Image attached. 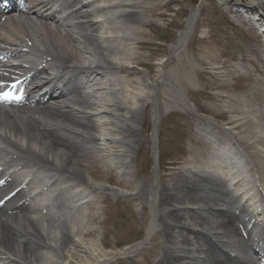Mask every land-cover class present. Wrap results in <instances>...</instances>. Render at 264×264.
<instances>
[{
    "label": "bare ground",
    "instance_id": "1",
    "mask_svg": "<svg viewBox=\"0 0 264 264\" xmlns=\"http://www.w3.org/2000/svg\"><path fill=\"white\" fill-rule=\"evenodd\" d=\"M128 1L9 0L0 10V168L13 170L4 178L3 169L0 172V264H95L113 259L96 241L84 240L88 230L80 226L78 212L90 201L78 189L140 201L141 191L122 194L93 182L79 170L77 160L87 162L86 155H93V160L128 175L140 142L133 133L139 123L130 115L137 98L128 92L134 73L127 65L132 39L125 28V19L137 12ZM177 60L185 62L186 75L204 80L206 73L182 53L167 62ZM251 68L264 73L255 64ZM220 70L213 67L209 72L213 76L206 89L230 90L225 78L238 71ZM64 72H73V78ZM169 73L162 75L156 90H173ZM181 86L187 93L193 90L190 79H182ZM219 97L217 101L204 95L218 103L228 137L197 122L192 138L206 151L204 159L193 154L177 180L155 193L152 220L137 245L143 251L158 229L163 264H264V82L257 80L242 98ZM201 106L202 113L211 110ZM228 138L249 157L254 173L239 178L238 170L228 165L229 160H242V154L223 148ZM215 148L225 152L205 154ZM22 168L28 176L16 182ZM55 175L66 184L58 186ZM219 176L232 180L228 190L215 183ZM145 197L150 198L148 191ZM89 209L92 212L91 204ZM222 247L236 254L230 256Z\"/></svg>",
    "mask_w": 264,
    "mask_h": 264
},
{
    "label": "rangeland",
    "instance_id": "2",
    "mask_svg": "<svg viewBox=\"0 0 264 264\" xmlns=\"http://www.w3.org/2000/svg\"><path fill=\"white\" fill-rule=\"evenodd\" d=\"M128 3L135 5L133 10L137 12L125 19L128 21L125 28L132 39L127 53L131 60L127 65L133 67L129 71L134 73L129 79L128 92L137 98L130 115L136 116L139 124L133 133L140 138L139 144H135L131 173L122 175L105 161L93 160V155H86L90 157L87 162L77 160V166L93 182L119 189L124 194L141 191L142 197L140 201L132 196L124 198L110 192L97 193L95 197L102 202L92 212L87 206L88 216L81 214L83 210L79 212L80 226L87 227V235L83 237L86 242L96 241L101 250L113 254L112 260L95 264H163L161 252L157 249L162 241L158 229L152 232L143 251L140 252L137 246L152 220L155 193L173 179L177 180L176 176L182 172L181 166L193 154L204 159L201 155L206 151L192 138L198 121L209 125L214 133L228 135L222 125L225 121L220 118L218 103L204 98V95L213 96L217 101L223 95L242 98L257 80L264 82V73L251 70L252 64L264 69L260 52L264 51V41L258 38L248 22L253 13L264 21V0H129ZM195 10L196 16L189 22L185 34L180 36ZM139 20L143 26L139 25ZM179 39L181 42L177 46ZM180 53L196 69L206 73L204 80L186 75L185 62H167ZM88 59L92 60L89 56ZM199 60L204 65L199 64ZM213 67L221 68L220 71L236 69L239 72L232 74L230 79L225 78L232 85L230 90L206 89L211 84L212 74L209 72ZM168 72L173 79V90H156V83H160L162 75ZM183 74L187 78L182 77ZM182 79H190L193 84L191 93L181 90ZM201 105L211 110L202 113ZM147 191L148 200L145 197ZM125 249H131V252L121 255L119 252Z\"/></svg>",
    "mask_w": 264,
    "mask_h": 264
}]
</instances>
